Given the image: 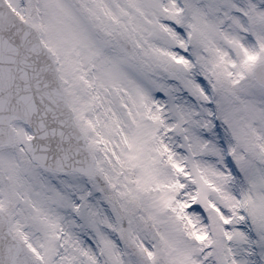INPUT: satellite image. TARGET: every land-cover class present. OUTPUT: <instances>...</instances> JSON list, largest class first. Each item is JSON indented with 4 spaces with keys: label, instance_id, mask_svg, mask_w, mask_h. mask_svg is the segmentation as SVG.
Returning a JSON list of instances; mask_svg holds the SVG:
<instances>
[{
    "label": "snow or ice",
    "instance_id": "obj_1",
    "mask_svg": "<svg viewBox=\"0 0 264 264\" xmlns=\"http://www.w3.org/2000/svg\"><path fill=\"white\" fill-rule=\"evenodd\" d=\"M0 264H264V0H0Z\"/></svg>",
    "mask_w": 264,
    "mask_h": 264
}]
</instances>
